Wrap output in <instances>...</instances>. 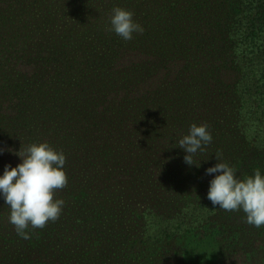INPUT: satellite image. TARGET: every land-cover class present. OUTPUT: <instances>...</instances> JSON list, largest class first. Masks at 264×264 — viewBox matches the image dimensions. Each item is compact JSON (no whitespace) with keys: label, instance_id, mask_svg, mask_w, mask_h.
<instances>
[{"label":"rangeland","instance_id":"rangeland-1","mask_svg":"<svg viewBox=\"0 0 264 264\" xmlns=\"http://www.w3.org/2000/svg\"><path fill=\"white\" fill-rule=\"evenodd\" d=\"M239 1L0 0V176L47 142L68 178L59 219L29 239L0 198V264H264V226L207 199L218 162L264 176V62ZM116 7L143 33L111 31ZM193 123L213 138L199 167L178 143Z\"/></svg>","mask_w":264,"mask_h":264},{"label":"clouds","instance_id":"clouds-1","mask_svg":"<svg viewBox=\"0 0 264 264\" xmlns=\"http://www.w3.org/2000/svg\"><path fill=\"white\" fill-rule=\"evenodd\" d=\"M110 30L125 41H130L133 33L142 34L144 31L133 20V13L120 7L113 9ZM212 139L206 124L197 126L193 123L188 134L178 141L179 147L186 153L185 163L199 167L193 157L198 151H203ZM15 154L22 162L16 167L5 165L4 173L0 176V198L10 208L9 223L23 239H29L25 231L29 226L43 229L49 221L55 222L61 215L64 201L54 199V196L68 183L63 170L66 156L47 142L32 143ZM216 158L218 160L219 156ZM213 173L218 174L210 181L207 193L213 207L225 211L243 210L249 225L256 228L264 226V176L261 172L257 170L253 176L238 179L232 167L218 162L206 169L207 175Z\"/></svg>","mask_w":264,"mask_h":264},{"label":"trees","instance_id":"trees-1","mask_svg":"<svg viewBox=\"0 0 264 264\" xmlns=\"http://www.w3.org/2000/svg\"><path fill=\"white\" fill-rule=\"evenodd\" d=\"M207 1L208 4H212L213 0H203ZM217 2H221L223 6L226 8H230V6L233 4V12L235 13V1H230V0H216ZM241 6L244 7L242 9V14L243 17L246 15L247 17V23H246V40L250 43V46H253V52L254 54L259 55L262 58V61L264 62V39L261 38L264 36V0H241L239 1ZM231 10V9H230ZM261 76L264 78V69L263 72L261 73ZM5 152V151H3ZM1 160L4 159L3 156L0 157ZM258 167L260 166L257 165ZM114 212H108L105 215H101L100 219L97 220L96 225L97 227L95 228L98 232V229H101L103 231L102 235H100V232L95 235L94 233H91V237H96L98 243H103L107 238H109L110 234L107 233V229L102 228L103 226H108L110 227L111 223L114 220L113 215ZM226 230L228 229H221L219 228L218 231L212 233L214 234L213 239L216 241L221 239L223 234L226 233ZM208 230H205L203 232V236L205 238H208ZM211 234V235H212ZM91 240V239H90ZM211 242L213 241L212 239L210 240Z\"/></svg>","mask_w":264,"mask_h":264}]
</instances>
